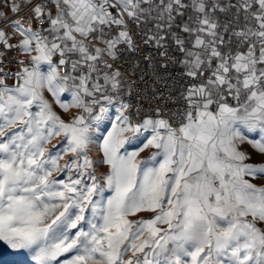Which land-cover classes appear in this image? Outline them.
Here are the masks:
<instances>
[{
    "label": "snow or ice",
    "instance_id": "1",
    "mask_svg": "<svg viewBox=\"0 0 264 264\" xmlns=\"http://www.w3.org/2000/svg\"><path fill=\"white\" fill-rule=\"evenodd\" d=\"M142 63L171 107L130 102ZM244 144L264 157V0H0V244L34 264H264Z\"/></svg>",
    "mask_w": 264,
    "mask_h": 264
},
{
    "label": "built area",
    "instance_id": "2",
    "mask_svg": "<svg viewBox=\"0 0 264 264\" xmlns=\"http://www.w3.org/2000/svg\"><path fill=\"white\" fill-rule=\"evenodd\" d=\"M141 51L147 53L148 49L141 45ZM142 59V56H132L128 58L126 71L129 75H132L133 73L132 64L136 61L142 62ZM157 59L159 62V58ZM142 68L145 70L144 73H141L139 69L135 70L136 83L133 85L132 95L129 98L130 102L143 105L145 110L148 109V106L155 108L156 106L167 105L168 107H171V102L165 99L171 89L165 85H171L172 80L169 79L166 74L161 73L160 75L164 76L165 79L160 83H156L154 76L147 71L148 64L142 63ZM170 72H172V75H176L171 69ZM141 76L143 78H141Z\"/></svg>",
    "mask_w": 264,
    "mask_h": 264
},
{
    "label": "rangeland",
    "instance_id": "3",
    "mask_svg": "<svg viewBox=\"0 0 264 264\" xmlns=\"http://www.w3.org/2000/svg\"><path fill=\"white\" fill-rule=\"evenodd\" d=\"M59 111V109H58ZM68 115H71L69 113ZM67 118V116H65ZM243 149L252 152L253 161L258 162L261 160H264V157H261L257 155L253 150L247 145H243ZM151 150H145L143 153H141L140 158H145L150 154ZM92 156L94 159L98 158V154L93 152ZM106 167L101 166L99 168V171L97 172V175H99L101 172L106 171ZM141 215H149L148 213H143ZM0 264H34V261L29 253H27L24 250H12L8 248L7 246H4L3 244H0Z\"/></svg>",
    "mask_w": 264,
    "mask_h": 264
}]
</instances>
